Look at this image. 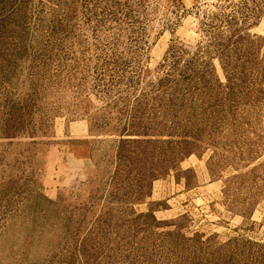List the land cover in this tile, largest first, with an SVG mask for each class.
Listing matches in <instances>:
<instances>
[{"label": "rangeland", "instance_id": "374dc122", "mask_svg": "<svg viewBox=\"0 0 264 264\" xmlns=\"http://www.w3.org/2000/svg\"><path fill=\"white\" fill-rule=\"evenodd\" d=\"M0 264H264V0H0Z\"/></svg>", "mask_w": 264, "mask_h": 264}]
</instances>
